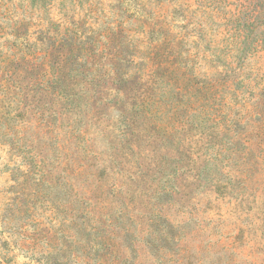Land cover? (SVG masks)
<instances>
[{"label": "rangeland", "instance_id": "rangeland-1", "mask_svg": "<svg viewBox=\"0 0 264 264\" xmlns=\"http://www.w3.org/2000/svg\"><path fill=\"white\" fill-rule=\"evenodd\" d=\"M0 264H264V0H0Z\"/></svg>", "mask_w": 264, "mask_h": 264}, {"label": "trees", "instance_id": "trees-1", "mask_svg": "<svg viewBox=\"0 0 264 264\" xmlns=\"http://www.w3.org/2000/svg\"><path fill=\"white\" fill-rule=\"evenodd\" d=\"M10 201H9V211H10V208L11 207L12 208H15V209H17L19 207V202H20V199L19 198L18 199H15V200L14 199H11ZM12 215H13V213H9V219L12 217ZM48 233H49V229H48V232H46V234H48ZM23 238L28 239V237H23Z\"/></svg>", "mask_w": 264, "mask_h": 264}]
</instances>
